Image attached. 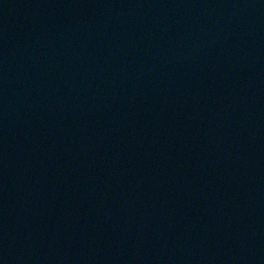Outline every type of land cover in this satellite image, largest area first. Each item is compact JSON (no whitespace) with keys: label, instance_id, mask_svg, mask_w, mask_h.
Here are the masks:
<instances>
[{"label":"water","instance_id":"water-1","mask_svg":"<svg viewBox=\"0 0 264 264\" xmlns=\"http://www.w3.org/2000/svg\"><path fill=\"white\" fill-rule=\"evenodd\" d=\"M264 125V0H129Z\"/></svg>","mask_w":264,"mask_h":264}]
</instances>
